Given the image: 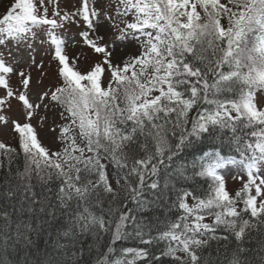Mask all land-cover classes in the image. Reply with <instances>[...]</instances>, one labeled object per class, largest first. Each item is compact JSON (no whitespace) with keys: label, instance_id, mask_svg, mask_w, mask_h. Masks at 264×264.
Listing matches in <instances>:
<instances>
[{"label":"snow or ice","instance_id":"6c2138e0","mask_svg":"<svg viewBox=\"0 0 264 264\" xmlns=\"http://www.w3.org/2000/svg\"><path fill=\"white\" fill-rule=\"evenodd\" d=\"M0 4V264H264V0Z\"/></svg>","mask_w":264,"mask_h":264},{"label":"rangeland","instance_id":"374dc122","mask_svg":"<svg viewBox=\"0 0 264 264\" xmlns=\"http://www.w3.org/2000/svg\"><path fill=\"white\" fill-rule=\"evenodd\" d=\"M4 3H7V0H4ZM4 11V4H0V13H2ZM75 31V29L73 28L72 30H70L68 32V35L71 36L73 34V32ZM72 41L69 40V48H68V52L70 55H74L76 53H80L81 51H88L87 49H81L80 47H71ZM95 59H97V57H95L90 51H88V60L87 61H82L81 62V68L85 69L88 67V64L92 61H94ZM41 138L44 140V142L46 144L51 145L52 144V138L50 135H47L46 132H42L41 133ZM0 140L4 141L5 143H9L12 144L13 146L15 145V141L12 138V135L10 133H0ZM240 169L233 166L231 173L230 174H225V179L227 181L228 187L229 189H235L236 187H238V181H235L233 179L234 176L239 174Z\"/></svg>","mask_w":264,"mask_h":264},{"label":"trees","instance_id":"16d2710c","mask_svg":"<svg viewBox=\"0 0 264 264\" xmlns=\"http://www.w3.org/2000/svg\"><path fill=\"white\" fill-rule=\"evenodd\" d=\"M207 146H208V142L207 141H205L204 145H201V147H204L205 149L207 148ZM185 158H190V157H188L187 154H186ZM129 207H131V205H129ZM152 215H160V213H154ZM177 215H178V213H177ZM161 219H163V216H161ZM208 222H211V217L208 218ZM122 246H136V242H134L132 240H128V241L119 242L116 245L117 248L122 247ZM246 246H248V245H246ZM160 247H164V245L161 244ZM216 249H217V242L213 241L212 244H211V249H210V251H212L213 255H215ZM221 251H223V249H221ZM162 264H172V261L170 259H168V258H165L162 261Z\"/></svg>","mask_w":264,"mask_h":264}]
</instances>
